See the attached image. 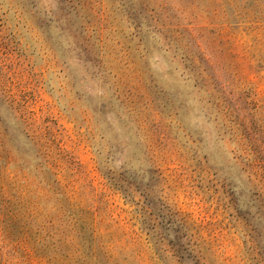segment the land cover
<instances>
[{
	"label": "rangeland",
	"instance_id": "rangeland-1",
	"mask_svg": "<svg viewBox=\"0 0 264 264\" xmlns=\"http://www.w3.org/2000/svg\"><path fill=\"white\" fill-rule=\"evenodd\" d=\"M0 182V264H264V0H0Z\"/></svg>",
	"mask_w": 264,
	"mask_h": 264
},
{
	"label": "trees",
	"instance_id": "trees-1",
	"mask_svg": "<svg viewBox=\"0 0 264 264\" xmlns=\"http://www.w3.org/2000/svg\"><path fill=\"white\" fill-rule=\"evenodd\" d=\"M20 174L22 175V177L25 178L24 183L28 182L29 180L31 181V177H29V175L25 174V169H21ZM33 180V179H32ZM7 188L5 185H2L0 182V197H2L3 200V208H1L0 210H2V213H0V217L2 215H4V219H7V224L5 226V238L6 237H10L11 235H13L11 230H7L9 227V219H16V217L18 216V212H20V210H15L12 208V200L11 199H5L4 197L7 195ZM25 189H29L31 191V195L29 196L28 199H26L27 201V205H25V212L23 213V215H27L30 219V221H26L24 224H27L28 227L25 230H22V234L23 237L21 239L18 240V242H16L17 244H21V242H25L28 241L32 236H33V226L31 225L33 222L38 220V215H40L41 212H43V210H46V204L45 202L40 203V201H36L37 197H41L43 195H45V187L42 184V181H39L38 183H36V185H32L30 187H25L23 189H21V191H19V194L21 196L22 199H25V196L23 195V192ZM55 219L56 216L52 215L50 219H47L45 223L41 224V228H54L55 227ZM46 223H49L48 225ZM77 223V220L76 222ZM30 232V233H29ZM40 231H36V233H39ZM19 233V232H18ZM19 235V234H18ZM31 254V252L29 253ZM89 254L90 255H94L96 257H98V259L100 258L101 255H99L100 253H96L93 249L89 250Z\"/></svg>",
	"mask_w": 264,
	"mask_h": 264
}]
</instances>
